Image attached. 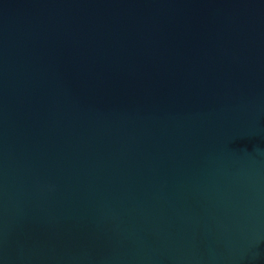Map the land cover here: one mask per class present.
Returning <instances> with one entry per match:
<instances>
[{"label":"water","instance_id":"95a60500","mask_svg":"<svg viewBox=\"0 0 264 264\" xmlns=\"http://www.w3.org/2000/svg\"><path fill=\"white\" fill-rule=\"evenodd\" d=\"M0 264H264V0H0Z\"/></svg>","mask_w":264,"mask_h":264}]
</instances>
